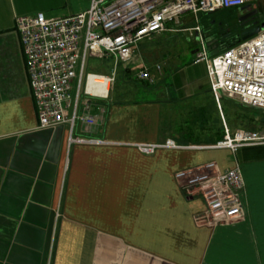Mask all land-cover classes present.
<instances>
[{
  "label": "crops",
  "instance_id": "1",
  "mask_svg": "<svg viewBox=\"0 0 264 264\" xmlns=\"http://www.w3.org/2000/svg\"><path fill=\"white\" fill-rule=\"evenodd\" d=\"M91 2L0 0V264H264V152L251 150L264 144L242 147L229 162L221 159L229 150L207 147L216 141L181 142L174 107L160 92L147 100L150 89H138L136 100L112 90L96 101L104 112L88 132L79 122L76 135L103 143L70 145L67 125L39 127L16 16L63 17ZM168 139L178 147L151 155L137 147ZM103 149L157 154L155 178L141 186L139 199L127 165L110 153L102 163ZM208 161L222 170L241 164V219L215 218L201 197H186L167 178L166 165L177 172Z\"/></svg>",
  "mask_w": 264,
  "mask_h": 264
},
{
  "label": "built area",
  "instance_id": "2",
  "mask_svg": "<svg viewBox=\"0 0 264 264\" xmlns=\"http://www.w3.org/2000/svg\"><path fill=\"white\" fill-rule=\"evenodd\" d=\"M258 0H92L82 12L63 17H48L44 12L16 16L25 57L26 71L38 114L39 127L65 124L69 144L103 143L100 139L76 135L80 122L88 132L98 122L104 108L96 101L108 100L122 62L135 64L133 47L144 39L165 31L185 13L197 18L200 12L250 5ZM198 31L199 28H189ZM195 63L204 62L223 123V137L207 147L227 149L236 157L242 147L264 144V130L247 131L229 127L222 105L226 96L242 104L264 109V27L238 44L211 56L199 39ZM88 58L112 59L110 73L93 70L85 73ZM132 67V65L130 66ZM163 72L142 67L137 78L155 86ZM85 131V132H86ZM147 155L161 148H177L173 139L164 143H140ZM175 177L191 196L201 197L208 213L217 219L234 222L243 217L242 192L246 187L243 168L222 170L215 161L178 170Z\"/></svg>",
  "mask_w": 264,
  "mask_h": 264
},
{
  "label": "rangeland",
  "instance_id": "3",
  "mask_svg": "<svg viewBox=\"0 0 264 264\" xmlns=\"http://www.w3.org/2000/svg\"><path fill=\"white\" fill-rule=\"evenodd\" d=\"M260 1L263 3L261 7H259ZM254 8L258 10L260 23H263V0H258ZM240 15V7L200 12L197 18L191 12L185 13L177 23L169 24V28L178 29L177 31L155 34L152 38H146L133 47L134 59L138 63L136 66L133 64L135 67L132 69L127 68L128 62H122L119 65L113 93L125 99L136 100L138 97L135 92L138 89H150L147 93V100H157V93L160 92L165 97L161 102L174 107L175 129L181 142L206 145L221 139L223 123L212 98L206 65L204 62H194L196 53L193 51L199 48L200 38L206 47H208V42H222L223 46L231 42L238 44L242 40L238 38L241 28ZM193 25H198L199 30L189 29L196 28ZM87 63L85 73L93 70L110 73L113 68L112 59L88 58ZM157 63L164 67V71L161 76L157 77L155 86L150 87L146 82L137 78V71L144 66L154 69ZM222 105L228 125L232 129L264 130V109L246 106L239 100L226 96L222 98ZM251 148L254 147L244 149ZM251 150L264 152V147ZM101 151L106 153V159L102 163L108 162L107 154L110 153L114 154L110 155L111 161L116 159L117 162L127 165L133 175L134 199H139L141 186L146 183L151 184L155 178L157 154L146 157L120 149ZM210 151H203L207 152L204 158L217 159V155ZM234 158L232 154L221 156L223 161L229 162ZM165 163L167 164V161ZM166 167L170 169L166 171L167 178H173L182 194L186 196L187 193L175 177L176 169L172 166L166 165Z\"/></svg>",
  "mask_w": 264,
  "mask_h": 264
},
{
  "label": "flooded vegetation",
  "instance_id": "4",
  "mask_svg": "<svg viewBox=\"0 0 264 264\" xmlns=\"http://www.w3.org/2000/svg\"><path fill=\"white\" fill-rule=\"evenodd\" d=\"M256 9L253 8L250 5H244L242 7H240V18H243L239 24H240V30L238 33V38L241 39L242 35L244 33H246L247 31L251 30L254 27L260 26L263 23H260V20L258 19V12L254 13L252 15H250L253 11H255Z\"/></svg>",
  "mask_w": 264,
  "mask_h": 264
},
{
  "label": "trees",
  "instance_id": "5",
  "mask_svg": "<svg viewBox=\"0 0 264 264\" xmlns=\"http://www.w3.org/2000/svg\"><path fill=\"white\" fill-rule=\"evenodd\" d=\"M193 27H198V25H193ZM240 40V39H239ZM235 44L233 42L228 43L227 45L222 44V42H217V43H209L208 42V47L207 50L211 56L216 55L217 53L234 46Z\"/></svg>",
  "mask_w": 264,
  "mask_h": 264
},
{
  "label": "water",
  "instance_id": "6",
  "mask_svg": "<svg viewBox=\"0 0 264 264\" xmlns=\"http://www.w3.org/2000/svg\"><path fill=\"white\" fill-rule=\"evenodd\" d=\"M264 2V0H263ZM263 5L262 1L259 2V7H261ZM260 10V9H259ZM258 10H255L253 11L250 15L254 14V13H257ZM243 18H240L239 20L241 21ZM264 27V24L260 25V26H257V27H254L252 28L251 30L247 31L246 33H244L242 35V39H245V38H248L250 36H253L255 35L256 33H258L260 31L261 28ZM196 52V50L194 51V53Z\"/></svg>",
  "mask_w": 264,
  "mask_h": 264
}]
</instances>
